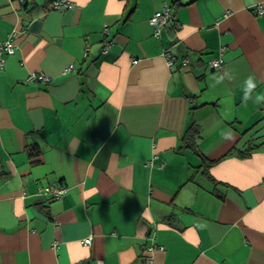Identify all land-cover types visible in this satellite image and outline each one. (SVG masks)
Listing matches in <instances>:
<instances>
[{"label": "crops", "instance_id": "1", "mask_svg": "<svg viewBox=\"0 0 264 264\" xmlns=\"http://www.w3.org/2000/svg\"><path fill=\"white\" fill-rule=\"evenodd\" d=\"M55 1L0 0V264H264V0Z\"/></svg>", "mask_w": 264, "mask_h": 264}, {"label": "built area", "instance_id": "2", "mask_svg": "<svg viewBox=\"0 0 264 264\" xmlns=\"http://www.w3.org/2000/svg\"><path fill=\"white\" fill-rule=\"evenodd\" d=\"M25 1V0H23ZM74 6V3L69 1V0H57L53 3V9L54 10H63L64 8H71ZM175 17L174 14L172 13L171 9L169 8L168 5H164V9L162 11H157L150 19L151 23L155 26V32L157 35L160 34V28L170 22V21H174ZM106 31H108V28L106 27ZM15 33L11 34L9 36L8 39L6 40H0V49L2 50H6L8 53L12 54L16 51L17 45L14 42V37H15ZM105 51H106V46H105ZM166 59L168 64H170L171 66H173L174 64V58L172 57L170 52H166L165 53ZM187 60H184V65H187ZM212 65L213 68H220L222 66V60H213L210 63ZM37 77V76H36ZM41 191H45L48 194H53L56 197H60L62 194H64L66 192L65 188H53V187H48L46 189H42ZM86 244H91L92 243V239L88 238L85 240ZM156 247H150L151 250H154ZM153 262V257L152 256H148L146 258V263L145 264H152Z\"/></svg>", "mask_w": 264, "mask_h": 264}, {"label": "trees", "instance_id": "3", "mask_svg": "<svg viewBox=\"0 0 264 264\" xmlns=\"http://www.w3.org/2000/svg\"><path fill=\"white\" fill-rule=\"evenodd\" d=\"M198 133H199V131L197 130L196 126H194V125H192L188 129L186 135L184 136V142H186L185 145L187 147L195 148V140H196V137L198 136ZM212 164H214L213 161L207 162L206 166L210 167Z\"/></svg>", "mask_w": 264, "mask_h": 264}, {"label": "clouds", "instance_id": "4", "mask_svg": "<svg viewBox=\"0 0 264 264\" xmlns=\"http://www.w3.org/2000/svg\"><path fill=\"white\" fill-rule=\"evenodd\" d=\"M223 79V77H221V80ZM220 82V81H217ZM245 83L247 84V91L245 92V99L249 98V93L256 88V82H255V78L254 76H249ZM259 99V98H258Z\"/></svg>", "mask_w": 264, "mask_h": 264}]
</instances>
